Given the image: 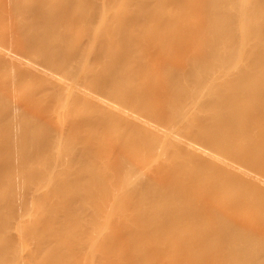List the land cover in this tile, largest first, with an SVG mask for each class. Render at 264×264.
I'll return each mask as SVG.
<instances>
[{"label": "bare ground", "instance_id": "bare-ground-1", "mask_svg": "<svg viewBox=\"0 0 264 264\" xmlns=\"http://www.w3.org/2000/svg\"><path fill=\"white\" fill-rule=\"evenodd\" d=\"M0 191V264H264V0H0Z\"/></svg>", "mask_w": 264, "mask_h": 264}, {"label": "rangeland", "instance_id": "rangeland-1", "mask_svg": "<svg viewBox=\"0 0 264 264\" xmlns=\"http://www.w3.org/2000/svg\"><path fill=\"white\" fill-rule=\"evenodd\" d=\"M17 175H18V176H22L20 179H23V175H24V174L22 175V173L19 174V172H18ZM18 176H17V177H18ZM15 177H16V176H15ZM17 177H16V179L19 178V177H18V178H17ZM25 177H26V176L24 175V179H25ZM20 179H18V181H19ZM26 180H27V179H26ZM20 181H21V180H20ZM21 182H24V181H21ZM1 189H2V188H1ZM2 191H3V190H2ZM2 191H0V192L3 193ZM4 193H5V192H4ZM4 193H3L2 195H4ZM2 195H1V197H2ZM8 195H9V194H8ZM8 195H7V196H8ZM7 196H6V197H7ZM1 197H0V198H1ZM9 197H10V199H8V200H11V197H13V196H8V198H9ZM18 198H19V196H18ZM12 200H16V199H13V198H12ZM12 200H11V202H9V205H12V204H13ZM18 201H19V200H18ZM11 203H12V204H11ZM14 203H15V202H14ZM13 206H14V205H13ZM8 208H11V207H8ZM36 209H37V208H36ZM33 211H34V210H33ZM36 212H37V213H34L35 215H31V214H32V211H31V213H30L29 215H31V216H33V217H31V216H27V217H28V218H32V219H34L36 215H39V214H38V211H36ZM39 216H40V215H39ZM38 218H39V217H38ZM38 218L36 217V219H38ZM22 227H24V225H23ZM22 227H21V229H23ZM24 228L27 229L28 227L25 226ZM24 231L26 232V230H24ZM6 233H7V232H6ZM10 234L12 235V232L9 233V234L7 233V234H5V235H6V236H7V235H8V236H11ZM2 236H4V234H2ZM11 237H12V236H11ZM1 238H2V237H1ZM3 238H4V237H3ZM0 240H1V239H0ZM1 241H2V242L0 243V245L3 244V242H4L5 240L2 239ZM28 241H29V242H28ZM31 241H32V244H34V243H33V240H31ZM13 242H15V239H13ZM13 242H12V245H11V246H13V245L15 246V244H14ZM29 243L31 244L30 240H27V241L22 242V244H20V245H22V246H21V247H22V250H21V248L19 247V246H20V245H19L18 248H17L15 251H17L18 253L20 252V253H22V254L28 253L29 250H30L29 247H31V245H32V244L29 245ZM12 248H13V247H12ZM26 248H27V249H26ZM32 248H34V245H33V247H31V249H32ZM27 250H28V252H27ZM30 251H31V250H30ZM17 252H16V253H17ZM1 259H3V258H1ZM88 260H89V259H88ZM88 260H87V261H88ZM88 262H89V261H88ZM8 263H9V264H13V263H15V262L13 261V262L11 263V262H9V260H8ZM85 263L88 264L87 262H85ZM5 264H7V263H5Z\"/></svg>", "mask_w": 264, "mask_h": 264}]
</instances>
